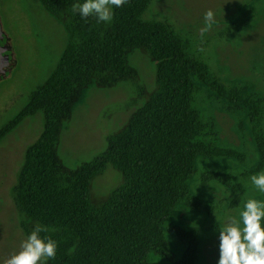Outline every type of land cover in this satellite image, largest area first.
Listing matches in <instances>:
<instances>
[{
    "label": "trees",
    "instance_id": "1",
    "mask_svg": "<svg viewBox=\"0 0 264 264\" xmlns=\"http://www.w3.org/2000/svg\"><path fill=\"white\" fill-rule=\"evenodd\" d=\"M153 1L113 6L112 20L102 22L72 11L73 4L86 0H40L64 26L68 43L53 73L0 130V141L26 118L42 114L43 132L25 152L11 197L26 238L39 224L48 229L41 238L56 242V256L46 264H156L152 257L163 264H197V230L170 222L180 206L212 213L211 204L195 195L196 177L204 190L224 186L232 207L239 206L247 189L216 164L247 159L219 143L201 110L210 103L237 123L242 137L245 123L250 126L260 162L243 174L244 180L264 172L263 94L213 71L193 40L169 19L146 18ZM137 51L155 66L152 91L131 64ZM124 83L135 86L143 105L107 138L104 152L68 169L59 152L61 135L84 93ZM109 169L122 176V183L94 204V182ZM170 237L182 253L173 250Z\"/></svg>",
    "mask_w": 264,
    "mask_h": 264
},
{
    "label": "rangeland",
    "instance_id": "2",
    "mask_svg": "<svg viewBox=\"0 0 264 264\" xmlns=\"http://www.w3.org/2000/svg\"><path fill=\"white\" fill-rule=\"evenodd\" d=\"M212 10L214 22L205 23V13ZM148 19H169L176 28L193 40L205 62L228 81H245L264 96V0H154L145 15ZM252 18L251 21H248ZM0 22L15 53L9 78L0 82V130L27 105L30 95L53 73L68 43L62 23L48 13L40 0H0ZM208 27L207 31L204 29ZM131 64L139 72L140 82L152 91L155 88V66L140 51ZM135 86L124 83L113 89H88L75 109L72 119L63 127L60 156L70 170L88 163L104 152L107 138L119 131L143 101ZM213 124L219 143L240 150L245 163L218 161L216 164L247 189L239 206L232 207L228 190L219 184L202 189L196 177L195 195L211 204V214L195 213L180 206L171 223L196 229L201 244L197 264H218L219 231L231 220H240V212L249 199L264 202L251 182L244 180L259 162L250 126L242 137L237 123L215 103L201 109ZM43 116L26 118L0 141V264L21 251L26 236L20 227V217L12 201L11 189L16 184L27 148L43 132ZM209 167V166H207ZM122 183V176L109 169L95 180L94 204H101L107 194ZM242 226V224H241ZM173 250L183 249L170 237ZM156 264L161 260L152 257ZM39 264V262H38Z\"/></svg>",
    "mask_w": 264,
    "mask_h": 264
},
{
    "label": "clouds",
    "instance_id": "3",
    "mask_svg": "<svg viewBox=\"0 0 264 264\" xmlns=\"http://www.w3.org/2000/svg\"><path fill=\"white\" fill-rule=\"evenodd\" d=\"M128 0H86L72 5V11L82 17L95 16L99 21L110 22L113 18L111 8L122 7ZM205 23L208 27L214 22V13H205ZM208 27L204 31L208 30ZM251 182L264 193V172L253 175ZM240 220H231L219 231L218 264H264V202L249 199L240 212ZM242 224V226H241ZM45 226L37 224L31 234L21 244V251L5 261V264H46L48 259H54L57 244L51 238H41V232H47ZM75 251V245L69 252Z\"/></svg>",
    "mask_w": 264,
    "mask_h": 264
},
{
    "label": "water",
    "instance_id": "4",
    "mask_svg": "<svg viewBox=\"0 0 264 264\" xmlns=\"http://www.w3.org/2000/svg\"><path fill=\"white\" fill-rule=\"evenodd\" d=\"M9 44L0 22V82L10 77L14 65L15 53Z\"/></svg>",
    "mask_w": 264,
    "mask_h": 264
}]
</instances>
